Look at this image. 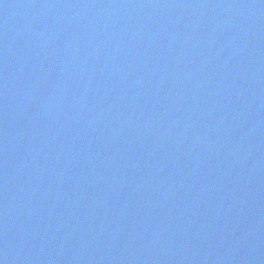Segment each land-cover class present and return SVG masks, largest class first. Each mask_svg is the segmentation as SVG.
<instances>
[{"label": "water", "instance_id": "95a60500", "mask_svg": "<svg viewBox=\"0 0 264 264\" xmlns=\"http://www.w3.org/2000/svg\"><path fill=\"white\" fill-rule=\"evenodd\" d=\"M0 264H264V0H0Z\"/></svg>", "mask_w": 264, "mask_h": 264}]
</instances>
